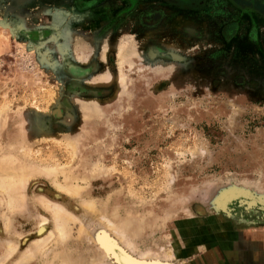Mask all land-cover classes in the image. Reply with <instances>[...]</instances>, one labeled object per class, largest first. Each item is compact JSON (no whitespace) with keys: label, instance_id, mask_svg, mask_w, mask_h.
Wrapping results in <instances>:
<instances>
[{"label":"rangeland","instance_id":"1","mask_svg":"<svg viewBox=\"0 0 264 264\" xmlns=\"http://www.w3.org/2000/svg\"><path fill=\"white\" fill-rule=\"evenodd\" d=\"M82 1L0 0V264H264V12L155 73L159 35Z\"/></svg>","mask_w":264,"mask_h":264},{"label":"flooded vegetation","instance_id":"2","mask_svg":"<svg viewBox=\"0 0 264 264\" xmlns=\"http://www.w3.org/2000/svg\"><path fill=\"white\" fill-rule=\"evenodd\" d=\"M84 1H82L83 4H85ZM87 1V4H95V6L102 2V0ZM260 1L264 2V0H255L253 2L258 6V10L264 12V3ZM111 2H120V4H123L122 9H128L129 12H133L134 20L138 24L143 25L149 37L151 35H159V38H162L158 40L157 38L152 39L155 37H151L149 38V44L146 46V55L144 56L150 59L148 62L151 63L152 68L154 66L159 67L157 65L159 62L155 61L152 56L155 52L162 51L153 44L165 45L163 48L164 51H169L172 56H177L176 47L168 48L166 45L169 47L173 46L169 45L166 40L171 35L177 37L176 33L179 30L184 34L200 36L203 35L202 30L207 28L209 32L212 29L215 36L216 29H218L223 36V40H229L233 38L230 36L231 28H239L244 22L246 26L250 23L249 19L251 15L253 17L254 13L256 16L262 17L260 13L254 12L252 9L247 10L248 6L246 5H232V0H112ZM237 17H240L241 20L238 19V21L236 19ZM201 23L205 25V28ZM248 34L249 39H252V32H246V37ZM235 35H237V32H235ZM169 38L173 39L172 37ZM181 38L183 37L179 39ZM152 51L155 52L153 53Z\"/></svg>","mask_w":264,"mask_h":264},{"label":"bare ground","instance_id":"3","mask_svg":"<svg viewBox=\"0 0 264 264\" xmlns=\"http://www.w3.org/2000/svg\"><path fill=\"white\" fill-rule=\"evenodd\" d=\"M121 50V49H120ZM153 52V51H152ZM151 52V53H152ZM154 53V52H153ZM85 54V53H84ZM137 55V54H136ZM123 64V63H121ZM157 64V63H156ZM155 67V66H154ZM156 68V72L155 73H158L160 70H164L166 68H163L161 66L159 67H155ZM121 75V74H120ZM124 78V77H123ZM121 80V79H120ZM145 80V79H144ZM121 84V82H120ZM126 85V84H125ZM123 87V86H122ZM132 88H126L124 89V95L126 94L127 97L129 95H131V90ZM58 112V111H57ZM6 169V168H5ZM12 168H10V170H6L3 174L4 176L2 175L1 179H0V188L3 190V193L5 194V199H6V203L7 205L10 207V208H14L18 201H19V194H20V190H19V183L22 182V179L24 178V172L22 170H20L19 168H14L13 170H11ZM21 181V182H20ZM22 185V184H21ZM23 189V187L21 188ZM242 202V201H241ZM44 219L43 220H40V223L38 225L37 228L38 229V233H39V230L43 229L44 228ZM38 222V221H37ZM42 226V227H40ZM37 230V229H36ZM41 234V233H40ZM12 242V241H11ZM9 246V245H8ZM15 247V246H13ZM17 247V246H16ZM7 248V247H5ZM9 248V247H8ZM7 248V250H8ZM15 250V249H13ZM3 255V254H2ZM125 263L127 264H140L138 261H133L132 259L128 258V257H124L122 259Z\"/></svg>","mask_w":264,"mask_h":264}]
</instances>
